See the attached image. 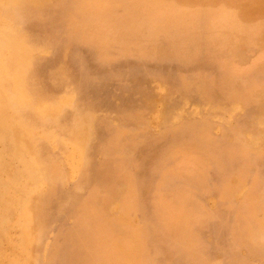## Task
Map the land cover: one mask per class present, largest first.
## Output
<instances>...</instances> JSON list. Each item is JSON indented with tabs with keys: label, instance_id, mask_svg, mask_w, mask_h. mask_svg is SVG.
Instances as JSON below:
<instances>
[{
	"label": "rangeland",
	"instance_id": "1",
	"mask_svg": "<svg viewBox=\"0 0 264 264\" xmlns=\"http://www.w3.org/2000/svg\"><path fill=\"white\" fill-rule=\"evenodd\" d=\"M143 1L153 10H73L75 57L110 96L92 159L107 184L80 192L83 215L102 223L82 239L83 263L264 264V0ZM62 148L47 145L50 169L71 193L80 178ZM44 230L31 253L46 263Z\"/></svg>",
	"mask_w": 264,
	"mask_h": 264
},
{
	"label": "bare ground",
	"instance_id": "2",
	"mask_svg": "<svg viewBox=\"0 0 264 264\" xmlns=\"http://www.w3.org/2000/svg\"><path fill=\"white\" fill-rule=\"evenodd\" d=\"M154 1L162 10H173L163 0ZM112 4L120 10H153L143 0H0V264H84L81 243L89 241L93 227L101 230L102 223L92 224L83 215L80 192L107 184L92 159L105 146L99 112L110 105V96L91 81L87 59L75 57L72 47L84 39L73 10H114ZM28 10L44 11L28 17ZM151 35L153 40L159 34ZM63 52L69 65L51 59ZM49 54L50 61L41 64ZM68 107L79 119L66 125L60 114ZM50 117L58 121L46 127ZM47 145L68 151V174L80 178L74 192L66 193L63 179L52 176L50 161L57 157L50 156ZM66 219L71 226L64 225ZM39 228L53 235L46 263L31 253L42 239Z\"/></svg>",
	"mask_w": 264,
	"mask_h": 264
}]
</instances>
